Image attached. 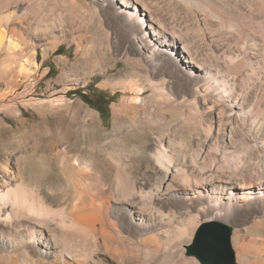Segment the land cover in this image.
Here are the masks:
<instances>
[{"label":"bare ground","instance_id":"1","mask_svg":"<svg viewBox=\"0 0 264 264\" xmlns=\"http://www.w3.org/2000/svg\"><path fill=\"white\" fill-rule=\"evenodd\" d=\"M96 1L100 0H0V50L5 49V35L52 34L55 27L63 28L65 14L78 17L75 11L83 10L92 16ZM177 1L190 11L195 24L190 28L189 43L164 29L140 0L133 3L143 9L145 19L135 16L136 8L128 1L120 2L117 9L143 30L149 21L156 38L142 35V40H149V62L179 51L178 58L182 53L188 57L183 62L188 65L185 70L194 73L195 68L203 75L188 102L194 104L199 97L211 104L205 107L207 111L219 107L223 117L214 138L213 127L203 119L198 121L203 144L214 141L210 168L190 177L184 159L179 161L174 149L177 132H170L166 122L168 134L159 132L151 145L137 144V154L130 162L121 150L108 154L105 144L96 146L98 141L88 129H96L101 139L109 133L101 131L88 109L77 104L71 117L60 120V130L49 125L39 131L31 129L29 149L17 146V142L3 147V154L15 153L18 158L17 174L4 179L0 176V264H103L97 260L103 251L117 264H190L192 257H183L181 250H186L196 229L206 222L237 227L231 244L237 264H264V0ZM26 5L24 13L17 14ZM210 22L216 26L209 28ZM205 33L241 35L245 46L255 49L263 59L259 57L261 65L254 62L256 69H261L259 76L246 83L250 73L243 57H222L224 70H212L194 44L195 35ZM7 47L11 52L17 49L12 40ZM22 62L21 72L36 74L37 65ZM133 92L139 94L140 89ZM161 92H157V105L166 101ZM144 103L140 99L123 101L108 136L122 145L128 137L135 141L145 138L155 125L156 111L130 115L133 104L144 108L148 102ZM123 124L129 127L128 137L121 134ZM86 143L92 146L89 152L94 161L84 158L82 148L84 156H75V147ZM203 148L194 152L195 163L207 156L209 151ZM32 165L41 170V177L24 178L25 168ZM106 169L113 175L111 183L104 181ZM2 170L6 173V166ZM53 171L65 180L60 203L55 196L58 191L49 186Z\"/></svg>","mask_w":264,"mask_h":264},{"label":"rangeland","instance_id":"2","mask_svg":"<svg viewBox=\"0 0 264 264\" xmlns=\"http://www.w3.org/2000/svg\"><path fill=\"white\" fill-rule=\"evenodd\" d=\"M105 1L95 2L96 13L92 16L84 13L83 10L81 13H76L75 11L78 17H71L65 14L64 21L61 23L63 28L57 29L55 27L52 34L33 35L29 32V34L26 33L25 35H5L7 37L4 41V48L7 49L0 50V176L2 179L7 178L11 173L17 174L16 164L18 158V155H14L15 153L11 154L8 152L3 154V147L12 142H17V146L21 147L23 145L25 149H29L32 145L31 129L39 131L44 125H49L60 130V120L71 117L77 109L75 108L76 105L80 104L82 107L85 106L84 108L88 109L92 114L96 124L99 125V129L106 135L108 133L110 135L114 129L115 115L120 111L122 102L133 99L144 100V104L146 102L148 104L144 108L140 104H133L132 107H134L130 110V115H133L134 112L140 115L144 110L156 111V115L153 117L155 125L148 131L145 138L142 137L135 141L129 139L128 133H126L129 127L127 124H123L121 134L124 137H128L124 145L111 139L108 135L101 139L98 137L96 129L87 128L88 131L90 130L89 135L92 134L91 136L98 141L97 143L99 144L96 143L97 147H102L105 144L108 154L121 150L124 152L126 161L130 162L133 156L137 154L135 151L136 145L139 143L151 145L159 132L168 134L166 123H169L170 132H177L174 149L179 155L178 160L182 161L184 159V165L190 177L199 176L203 171L207 170V167L208 169L210 168L211 160L209 159L215 156L214 152L210 151V145L214 141L211 139L206 145L203 144V134L198 121L203 119L205 124L213 127L211 138H214L223 117L220 115L219 107H214L211 110L212 113L207 111L205 107L211 104L206 101L203 102L199 97H196L194 104L188 102L195 96V85L203 75L195 68H193L194 73H189L188 69L185 70L188 65L183 62L187 61L188 57L182 53L178 58L179 51L175 53L169 52L158 58L156 62H149L146 59V40H149H142L144 33H148L152 39H156L152 37L149 21H146L148 27L143 30L137 24L135 25L132 21H128L119 13L121 11L117 8H120V2L128 1L132 7L136 8L134 12H136L135 16L137 18L145 19L144 15L146 13L140 6L135 5L133 0H112L106 1L107 3ZM140 1L148 7L152 16L164 26V29L170 33H176L184 37L188 43L190 42V28L195 26V24L190 19V11L188 9L178 3L177 0ZM26 7L27 5L17 14L24 13L23 11ZM33 8L32 6L29 9ZM121 10L131 11L123 8ZM29 23L33 24V21L29 19ZM210 23L209 28L216 26L214 23ZM237 36L229 34L195 35L194 44L196 46L198 44L197 48L202 59H205L209 67L214 71L216 68L224 70L222 57L235 60L243 57L250 73L246 83L251 84L252 79H256V76L261 73V69L257 68V71L256 67L259 64H263V61L261 62L262 58L255 49L253 50L247 44L245 46L241 35L238 38ZM166 38L170 39L167 35ZM238 39L241 40L238 41ZM10 40L16 43L17 46V49L12 52L7 47ZM162 40L160 39V41ZM241 43L244 44L242 45ZM245 47L249 48V50H246L247 48L245 49ZM238 49L240 50L238 51ZM11 53L12 56L10 57ZM248 55L250 57H246ZM25 60H29L30 63L38 66L36 74H26L19 70L20 63ZM252 68H255V70ZM131 84H133L132 87ZM133 89H140L139 94L133 92ZM78 90L89 96L93 101L100 94L104 97L114 96L112 103L109 105L107 116L104 117L94 110L91 105L86 104L77 94H73ZM156 91L159 93L162 91L161 94L164 99L166 97L165 103L157 105L158 94ZM146 107L147 109H145ZM89 146L86 143L82 147H75L77 152L75 156L83 157L84 154L80 153V150L83 149L86 151L84 158L86 157L88 161H94V157L92 158L89 152L92 146ZM201 148L209 152L207 156L203 155L195 163L193 154L201 150ZM141 155L145 154L141 153ZM96 162L98 164L97 160ZM144 165L142 164L141 167L143 168ZM2 166H6V173L2 170ZM130 166L133 167L134 165L131 164ZM40 171L34 165L29 166L24 170V178L41 177ZM112 177L113 175L109 172V169H106L104 181L111 183ZM64 183L65 180L62 179L61 175L57 171H53L49 186L53 190L58 191L55 194L56 197L58 196V203L63 198ZM69 202L68 200L67 203L69 204ZM193 214V212H190V215ZM203 224L196 229L188 246L192 244L197 231ZM227 226L232 228V244L233 231L237 227L234 224H228ZM184 248L181 250L182 256L190 258L186 257ZM97 260L103 264H117L104 251L99 254ZM190 264L199 263L194 258H190Z\"/></svg>","mask_w":264,"mask_h":264},{"label":"water","instance_id":"3","mask_svg":"<svg viewBox=\"0 0 264 264\" xmlns=\"http://www.w3.org/2000/svg\"><path fill=\"white\" fill-rule=\"evenodd\" d=\"M231 235L232 228L218 222L207 223L186 248V256L195 258L199 264H237Z\"/></svg>","mask_w":264,"mask_h":264},{"label":"trees","instance_id":"4","mask_svg":"<svg viewBox=\"0 0 264 264\" xmlns=\"http://www.w3.org/2000/svg\"><path fill=\"white\" fill-rule=\"evenodd\" d=\"M73 94H77L86 104L91 105L94 110H96L98 113H100L101 115H103L104 117L107 116V113L109 112L108 108L109 105L112 103V99L114 98V96L112 97H104L103 95H99L96 100H91L89 96L84 95L81 91H75V93Z\"/></svg>","mask_w":264,"mask_h":264}]
</instances>
